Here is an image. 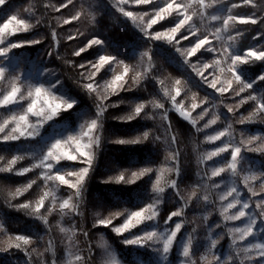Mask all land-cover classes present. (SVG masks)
I'll return each mask as SVG.
<instances>
[{"label":"trees","instance_id":"1","mask_svg":"<svg viewBox=\"0 0 264 264\" xmlns=\"http://www.w3.org/2000/svg\"><path fill=\"white\" fill-rule=\"evenodd\" d=\"M168 1L135 5L133 0H2L0 25L17 12L25 25L7 36L6 45L18 46L0 57V65H12L14 58L25 69L46 65L76 103L39 124L35 136L3 139L5 129L0 132V264H69L68 221L59 204L68 194L58 184L60 196L54 198L48 175L78 170L83 164L52 156L46 168L44 153L52 138L77 135L84 122L96 117L98 142L80 200L73 196L83 206H74L69 220L84 264H100V232L123 260L132 261L125 254L141 250L125 245L113 226L154 199L158 220L169 217V225L180 219L193 225L203 209L215 207L209 176L215 160L208 136L224 128L231 130L238 150V185L252 205L264 196L263 188L252 191L264 179V0H186L195 33L190 35L185 27L176 45L160 43L153 35L168 31L177 18L170 15L150 26L140 25L137 18ZM228 6L233 16L247 19L230 22L229 49L216 28ZM204 38L211 39L214 52L187 56L184 48ZM93 39L101 46L89 43ZM249 50L262 55H247L235 72L227 70L231 78L226 91L212 87L193 66L199 58L223 60ZM143 52L146 66L140 60ZM98 55L111 58L108 69L113 64L111 73L118 78L106 98L89 71ZM7 83L6 77L0 78V93ZM248 169L256 174L252 180L245 178ZM160 171L164 178L159 183ZM204 184L207 196L202 197ZM254 207L264 219L260 207Z\"/></svg>","mask_w":264,"mask_h":264},{"label":"rangeland","instance_id":"2","mask_svg":"<svg viewBox=\"0 0 264 264\" xmlns=\"http://www.w3.org/2000/svg\"><path fill=\"white\" fill-rule=\"evenodd\" d=\"M156 0H133V4H148ZM186 0H169L165 5L150 11L149 14L137 16L140 25L150 26L170 15L177 22L168 31L156 33L153 39L166 45H176L185 27L195 33L189 6ZM2 0H0V4ZM114 4V1H112ZM232 7L228 6L217 31L224 33L226 48H230L228 26L232 20L246 21L232 15ZM127 16V14H126ZM25 25L23 18L11 15L0 25V57L17 44L6 45L7 36L18 31ZM186 35L187 38L190 35ZM223 35V34H222ZM98 46L101 43L91 40ZM214 44L210 38L194 41L186 46L187 56L198 51L214 52ZM245 55L236 52L229 57L215 58L213 61L197 59L193 62L195 71L218 91H226L230 86V76L227 70L236 71V65L247 55L260 57L262 53L249 50ZM140 60L146 66V52L141 53ZM0 65V78L8 79L7 86L0 93V132L3 139L35 136L38 125L51 119L54 113L64 111L73 106L76 101L72 98L56 72L46 65L24 68L17 58ZM111 58L98 55L89 63L92 78L98 83L101 97L110 96L116 89L118 78L114 76ZM11 66L10 68L8 67ZM216 72L214 73V68ZM226 86V87H225ZM176 110L184 118L187 113L176 104ZM101 113V112H100ZM99 113V114H100ZM99 119L87 120L80 127L77 135L54 137L44 153L46 168H50L48 160L52 156H65L70 160L83 164L78 170H60L49 173V192L54 198H59L58 184L64 186L66 197L59 202L64 218V228L67 233L69 264H84L82 253L76 241V230L69 220L78 206L73 199V193L82 186L94 155V146L98 139L96 133ZM212 143L210 155L215 160L209 169L212 178V188L215 190L217 205L205 208L197 215L195 224L188 226L182 219L169 225V217L165 222L158 220V201L154 199L137 210L128 212L118 224L113 226L116 234L122 235L121 241L141 251L125 254L132 261L123 260L109 244L103 232L97 237L100 264H264V219H260L254 206L260 207L264 216V196L255 200L253 205L247 195L238 185L234 170H236L237 147L233 144L231 130L224 128L208 136ZM264 143V141H263ZM229 152V155L227 154ZM245 178L252 180L256 176L251 170H246ZM221 174V175H220ZM220 175V176H219ZM164 174L160 171L157 182H161ZM214 180V181H213ZM252 191L264 189V179ZM202 197L207 196L206 184L203 185ZM82 208V203L79 205ZM213 215V216H212ZM102 224V223H101ZM99 224V225H101ZM180 232V236H179ZM179 236V238H177Z\"/></svg>","mask_w":264,"mask_h":264},{"label":"built area","instance_id":"3","mask_svg":"<svg viewBox=\"0 0 264 264\" xmlns=\"http://www.w3.org/2000/svg\"><path fill=\"white\" fill-rule=\"evenodd\" d=\"M75 201H79L81 197V188H78L73 193Z\"/></svg>","mask_w":264,"mask_h":264}]
</instances>
